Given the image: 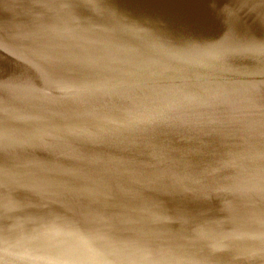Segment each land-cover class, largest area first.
<instances>
[{"label":"water","instance_id":"95a60500","mask_svg":"<svg viewBox=\"0 0 264 264\" xmlns=\"http://www.w3.org/2000/svg\"><path fill=\"white\" fill-rule=\"evenodd\" d=\"M0 264H264V0H0Z\"/></svg>","mask_w":264,"mask_h":264}]
</instances>
